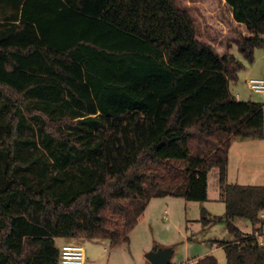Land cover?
<instances>
[{
    "label": "trees",
    "instance_id": "trees-1",
    "mask_svg": "<svg viewBox=\"0 0 264 264\" xmlns=\"http://www.w3.org/2000/svg\"><path fill=\"white\" fill-rule=\"evenodd\" d=\"M226 2L248 34L219 53L175 0H0V264H59L56 237L128 241L152 198L207 200L212 168L225 212L201 223L234 235L226 264H264V185L227 181L232 140L263 137V103L229 82L232 44L249 63L264 48V0Z\"/></svg>",
    "mask_w": 264,
    "mask_h": 264
},
{
    "label": "rangeland",
    "instance_id": "rangeland-1",
    "mask_svg": "<svg viewBox=\"0 0 264 264\" xmlns=\"http://www.w3.org/2000/svg\"><path fill=\"white\" fill-rule=\"evenodd\" d=\"M175 2L178 6L190 11L198 36L203 40L210 41L219 53L225 52L227 42L240 35L248 34L245 27L232 21L229 11L224 5H221L219 0H175ZM230 51L244 63V67L238 73L237 80L229 83L231 92L234 95L236 92L250 94L253 100L263 103L264 110V93L253 92L245 81L249 77H264V48H255L254 60L251 63L242 57L235 44L231 45ZM229 179L243 184L264 185V125L261 138L236 137L232 140ZM208 195L209 199L205 203L191 201L187 207L184 198H179L178 203L180 204L178 205L173 202L169 203L167 208L171 211L169 216L172 218L163 220L159 217L148 226L145 221L140 224L137 237H130L128 241L116 245H111L110 242H107L108 239L107 241L105 239L85 241V243H90L88 247L90 254L85 264H151L145 256L147 240L154 242L151 247L157 244L160 246L172 244L175 247V253L170 261L176 264H185L181 263L185 261V253L189 251V255H191L192 249H195L196 244L199 245L200 240L210 237L228 239L232 235L227 229L225 221L220 220L202 228L204 225L201 221L197 223L195 220L201 216L198 207L202 205L207 206L218 215H223L225 212V204L219 199L221 194L217 168H212L208 174ZM233 222L243 230H250L253 226L248 219L241 217H236ZM188 236L193 239L189 249L187 248ZM82 239L84 238H71L70 240L81 241ZM214 255L219 256L217 264H226L222 250L216 251Z\"/></svg>",
    "mask_w": 264,
    "mask_h": 264
},
{
    "label": "crops",
    "instance_id": "crops-1",
    "mask_svg": "<svg viewBox=\"0 0 264 264\" xmlns=\"http://www.w3.org/2000/svg\"><path fill=\"white\" fill-rule=\"evenodd\" d=\"M219 1L221 2V5H224L227 8V10L229 11L230 18L232 19V21L234 23H236V24H239L242 27H245V30L247 31L246 26L243 23H238V22H236L233 19L231 7L227 4L226 0H219ZM247 79L248 78H246L245 81ZM236 94H238V96L236 97L238 100H247V99L253 100V98L250 97V94H246V93L242 94L241 93L243 95L242 97H241V94L239 92H236ZM231 146H232V142L230 144L229 151H228L227 181L230 182V183H238V182H234V181L229 179L230 168H231ZM179 198H182V197H175V196L168 195V196H164V197H154V198H152L149 201V203L147 204V206H146L145 210L143 211V213L141 214V216L139 217L138 223L135 225V227L129 233V238L130 237L131 238L137 237V235H138L137 231L139 230L138 228L140 227V224L144 223L145 221L147 222V226H148L149 224L154 223V221L158 220L159 217H161L163 220H169L170 217H171V216H169V214H171V211L167 207L169 206V203H171V202H173L176 205L180 204V203H178ZM208 199H209V195H208V187H207V200ZM219 199L223 202L221 196L219 197ZM207 200H205L203 202L205 203ZM189 202H191V200H186L185 201L186 207H187V204ZM202 208L206 209L211 215L220 216V215L216 214L215 212H213L211 209H209L205 205H202L201 207H198L199 213H201V209ZM195 220H196L197 223H199L200 222V217L198 216L197 218H195ZM212 224H214V223H212ZM209 225H211V224H209ZM209 225L203 226L202 228L208 227ZM239 229L241 231H243V232L250 233V232L253 231V226H252V228L250 230H243L241 228H239ZM256 233H258V232H256ZM259 234H263V233H259ZM70 239L71 238L56 237L55 238V243L60 248L63 243H65L66 241H69ZM233 239H234V235L232 234L230 238L225 239V240H233ZM96 240L97 239L84 238V239L81 240V241H84V242L80 241L85 247V261L83 262V264L86 263L87 258H88L89 254H90L88 252V247H89L90 243H87V242H92V241H96ZM105 240L107 241V239H105ZM187 240H188L187 248L189 249V247L191 246V244L193 242V239L188 236ZM216 240H218V238L210 237V238H207V239L200 240L201 244L199 243V245L194 243V244H196L195 249H192L191 255H189V251L186 252L185 253V261H182L181 263L190 264V263L194 262L196 259H198L199 257H201V256H203L205 254H213L214 255V253H216V251H218V250H222L224 252V249H223L222 245L219 244V242H217ZM85 241H87V242L85 243ZM107 242H110V241H107ZM146 242L147 243H146L145 249H146V251H148V250L151 249V245H153L154 242H151L150 240H147ZM119 243H121V242H119ZM157 245H158V247H170V248H172L173 249V253H172L171 258L173 257V255L175 253V247L172 244H166V245H163V246H160L159 244H157ZM224 255H225V252H224ZM217 257H219V256L217 255ZM218 259H220V258H218ZM170 263L171 264H176V263H174L172 261H170Z\"/></svg>",
    "mask_w": 264,
    "mask_h": 264
},
{
    "label": "built area",
    "instance_id": "built-area-1",
    "mask_svg": "<svg viewBox=\"0 0 264 264\" xmlns=\"http://www.w3.org/2000/svg\"><path fill=\"white\" fill-rule=\"evenodd\" d=\"M247 86L256 93H264V77H249L246 80ZM235 98L238 94L234 95ZM264 219V210L259 213ZM256 236L263 242L264 234L256 233ZM85 261V247L80 241L69 240L60 247L59 264H83Z\"/></svg>",
    "mask_w": 264,
    "mask_h": 264
},
{
    "label": "water",
    "instance_id": "water-1",
    "mask_svg": "<svg viewBox=\"0 0 264 264\" xmlns=\"http://www.w3.org/2000/svg\"><path fill=\"white\" fill-rule=\"evenodd\" d=\"M173 249L170 247H158L154 245L145 253L151 264H170Z\"/></svg>",
    "mask_w": 264,
    "mask_h": 264
}]
</instances>
